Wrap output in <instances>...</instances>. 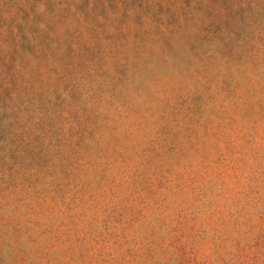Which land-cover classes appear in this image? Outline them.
<instances>
[{"label":"rangeland","instance_id":"rangeland-1","mask_svg":"<svg viewBox=\"0 0 264 264\" xmlns=\"http://www.w3.org/2000/svg\"><path fill=\"white\" fill-rule=\"evenodd\" d=\"M0 264H264V0H0Z\"/></svg>","mask_w":264,"mask_h":264}]
</instances>
